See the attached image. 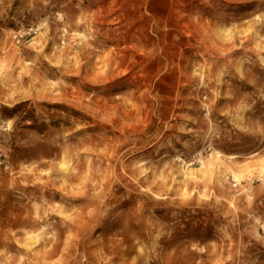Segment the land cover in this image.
<instances>
[{"label":"rangeland","instance_id":"1","mask_svg":"<svg viewBox=\"0 0 264 264\" xmlns=\"http://www.w3.org/2000/svg\"><path fill=\"white\" fill-rule=\"evenodd\" d=\"M0 264H264V0H0Z\"/></svg>","mask_w":264,"mask_h":264},{"label":"bare ground","instance_id":"2","mask_svg":"<svg viewBox=\"0 0 264 264\" xmlns=\"http://www.w3.org/2000/svg\"><path fill=\"white\" fill-rule=\"evenodd\" d=\"M99 19H103V18H100V16H99ZM96 21H97V20H96ZM97 22H98V23H101L100 20L97 21ZM118 47H119V44H115L114 48L116 49V48H118ZM123 47H124V50H121V52H120L119 63H120V61H122L123 57L125 56V52L128 50V47H127L126 43H125V46H123ZM80 49H83V46H81ZM109 55H111L110 57H112L111 52H109ZM85 60H86V63H88V62L90 61V59H85ZM108 66H109V64L107 63V64H106V67H108ZM82 67H83V66H82ZM116 69H117V70H120V65H118ZM63 166L65 167V168H63L64 171H67V172H68V171H69L68 167L65 166V164H64Z\"/></svg>","mask_w":264,"mask_h":264}]
</instances>
